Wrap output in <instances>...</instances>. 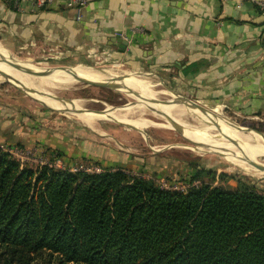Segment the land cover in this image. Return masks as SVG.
Returning a JSON list of instances; mask_svg holds the SVG:
<instances>
[{
  "label": "trees",
  "instance_id": "trees-1",
  "mask_svg": "<svg viewBox=\"0 0 264 264\" xmlns=\"http://www.w3.org/2000/svg\"><path fill=\"white\" fill-rule=\"evenodd\" d=\"M191 166L182 193L122 167L33 169L0 148V264H264V191Z\"/></svg>",
  "mask_w": 264,
  "mask_h": 264
},
{
  "label": "crops",
  "instance_id": "crops-1",
  "mask_svg": "<svg viewBox=\"0 0 264 264\" xmlns=\"http://www.w3.org/2000/svg\"><path fill=\"white\" fill-rule=\"evenodd\" d=\"M0 42L70 64L114 62L155 73L198 102L264 115V14L251 3L92 0L78 20L62 2L15 11L0 0ZM17 122L14 112L0 110V144L42 153L55 147L37 126Z\"/></svg>",
  "mask_w": 264,
  "mask_h": 264
},
{
  "label": "rangeland",
  "instance_id": "rangeland-1",
  "mask_svg": "<svg viewBox=\"0 0 264 264\" xmlns=\"http://www.w3.org/2000/svg\"><path fill=\"white\" fill-rule=\"evenodd\" d=\"M0 48L2 53L9 56L10 59L14 58L36 69L70 68V70H74L75 68L86 66L90 69L103 70L108 75L121 79V84L126 88L145 96L152 95L153 98L151 104L138 102L117 87L111 86L107 89L91 86L86 84V82H80L77 85L71 84L69 85L70 87L68 86L64 90L55 91V95L60 99L73 102L88 101L86 106L90 112H102L106 114L105 116L114 118V120H106L101 117V120H97L96 117L100 116L90 114L93 116V125H88L86 120H78L76 117L66 114L67 112L63 110L53 111L46 108L43 106L46 103L37 102L20 91L15 87L18 85L6 78L4 73L0 71V110L8 113L14 112L18 118V126L22 125V122L37 126L33 130L39 133L41 129L42 135H47V137L51 138L49 140L55 146L51 147L52 149L49 148L43 154L33 151L29 158H26L27 160L20 161L16 158L22 165L37 169L40 166L42 167L43 164H50L68 169L73 173L87 172L90 174L100 173L105 167L116 169L122 167L129 171L132 176L151 180L158 187L164 189L179 185L180 182L190 183L191 177L196 173V170L190 167H192L191 164H196L199 165L198 169L204 168L210 172V175L204 174L199 180L200 182L227 189L236 188L240 182H248L255 185L259 191H264V171L260 168L257 167L261 173L259 177L246 174L242 170L240 161L231 160V156L218 149L217 146H209L201 155L196 154L193 150L203 147L208 143V138L201 135L192 126L181 129L171 126L168 121L152 115L150 121L146 122L141 118L130 115L113 114L111 112L113 109L109 112H105L104 109L106 106H114V109L123 107L129 109L132 106L144 110L148 108L172 116L171 113L176 112L172 109L174 101L175 103L177 101H185L188 106H192L193 111H197L206 119L212 118V116L208 115L210 113L222 124L228 125L242 133H259L263 136L264 132L258 128L264 129V115L246 116L228 105L198 102L190 94L178 92L164 77L155 73L126 67L122 64L104 61L70 64L55 58L31 56L17 47L8 46L3 42H0ZM81 70L83 69L74 71ZM144 72L146 74L145 77L141 76V73ZM44 73L51 75L54 72L45 70ZM48 77L46 75L37 79L44 82L49 79ZM89 79L105 81V79L101 78ZM106 80L109 79L107 78ZM27 91L29 92V90ZM186 100L197 103L207 109L204 111L208 113L197 109ZM218 108L220 110L216 111ZM176 110L181 112L183 116L190 114L187 113L188 108L186 107L177 106ZM58 111H63V113ZM60 143H63L61 151L56 148L57 144L61 145ZM18 147L29 150L33 148L31 146ZM64 150H71L68 151L71 153L66 152L65 154ZM255 153L250 158L264 166V152ZM67 154H74V157L70 158L71 155L65 156ZM136 161L142 162L143 165L142 163L140 164L143 167L136 168L134 166ZM188 165L190 167H187ZM184 177L185 179H183ZM200 182H197V185ZM34 264L48 263L36 261Z\"/></svg>",
  "mask_w": 264,
  "mask_h": 264
},
{
  "label": "bare ground",
  "instance_id": "bare-ground-1",
  "mask_svg": "<svg viewBox=\"0 0 264 264\" xmlns=\"http://www.w3.org/2000/svg\"><path fill=\"white\" fill-rule=\"evenodd\" d=\"M13 63L18 64L21 69H17L13 65ZM30 66L31 65L25 64L23 62H19L14 58L10 59L9 56L4 55L2 53V50L0 48V71L4 73V75H7L9 77L8 79L13 81L18 86H22L24 89H26V91L29 90V92H31L34 98H36L38 101L44 102V104L46 103L47 106H50L53 109L63 110L67 112L66 114H70L76 117L78 120H82V119L86 120L87 121L86 124L88 125L89 124L93 125V119H92L93 116L90 114L100 116V117H96L97 120H101L102 119L101 117H103L106 120H114V118H112L111 116H105L106 114L102 112L100 113H93L92 111L90 112L86 106L88 101L73 102V101L60 99L58 98V96L55 95V91L64 90L71 84L77 85L80 82H84L83 80L95 81L89 78H95V79L101 78V79H105V81L96 80V82L109 83L111 84V86L117 87L119 90L126 93L127 95H129L138 102H144V103L146 102L151 104L153 101L152 95L145 96L140 94L139 92L126 88L121 84L122 83L121 79H116L114 76L108 75V73L103 70L90 69L87 67H78L75 68L74 70L77 69H83V70L74 71L72 69L70 70L71 73L65 71L56 72L54 70L51 71L54 72L53 74L48 75L45 74L44 71L49 69H36ZM22 69H30L37 73L25 72ZM21 70L25 73V75ZM46 75L49 76L48 77L49 79L47 81H44L45 83L42 80L37 79L39 77H45ZM33 76H35L36 78ZM107 78L109 80H106ZM141 86L143 85L141 84ZM186 101H188L189 104L194 105L197 109L203 111L204 113H208L204 111L207 109L203 108L202 106H199L197 103L190 100H186ZM183 102L177 101L175 103L174 101L172 109H174L176 112L171 113L172 116L166 113H162L160 111H156L148 108H145L147 110H144L140 108H134L132 106H130L129 109L125 107L114 109V106H106L104 111L109 112L113 109L111 111L113 114L130 115L132 117L141 118L146 122L150 121L152 115L158 118H162L168 121L171 124V126L181 129L190 128V126H192L194 129L198 130L201 135L208 138V143H206L203 147L199 149L193 150L195 151L196 154L201 155L209 146H217L218 149H221L226 154H229L231 156L230 158L231 160L240 161L239 163L240 165H242L243 168L242 170L246 174L251 175L253 177H257V176L259 177L261 173L258 168L264 171V166L258 164L250 157L255 152H260V151L264 152V136L262 134L242 133L228 125L222 124L213 114L210 113L208 115L212 116V118L206 119V117L204 118L197 111H193L194 109L192 110L191 105L188 106L185 103V101ZM176 105L179 107L188 108L187 113L190 114L183 116L181 112L176 110L177 107Z\"/></svg>",
  "mask_w": 264,
  "mask_h": 264
},
{
  "label": "built area",
  "instance_id": "built-area-1",
  "mask_svg": "<svg viewBox=\"0 0 264 264\" xmlns=\"http://www.w3.org/2000/svg\"><path fill=\"white\" fill-rule=\"evenodd\" d=\"M4 1L12 10L15 11H20L21 9H23L25 5H28L36 10H46L47 8H50L53 5H55L57 2H62L67 9L75 10L77 12L78 20L81 19L82 10L92 2V0H4ZM221 1L225 3L228 2L229 0H221ZM236 1L238 2L239 7L243 6L245 3H251L259 12L264 14L263 0H236ZM126 40L128 39L126 38ZM0 148L4 152L12 155L14 158H18L20 161L27 160L26 158H29V155H31L33 151L43 154L37 148L34 147L32 148V150L31 149L29 150L27 148L21 149L18 146L12 147V146L0 144ZM44 165H50V164H43L42 166ZM57 168L60 167L57 166ZM194 185H197V183H195ZM190 187L191 185L189 183L185 184L183 182H180L179 185L164 189L169 191H178L182 193H187Z\"/></svg>",
  "mask_w": 264,
  "mask_h": 264
},
{
  "label": "water",
  "instance_id": "water-1",
  "mask_svg": "<svg viewBox=\"0 0 264 264\" xmlns=\"http://www.w3.org/2000/svg\"><path fill=\"white\" fill-rule=\"evenodd\" d=\"M120 41V40H119ZM122 41V40H121ZM13 65L17 68V69H21L20 68V66L18 65V64H15V63H13ZM22 70H24L25 72H31V73H37V72H35V71H33V70H30V69H22ZM54 70H61V71H65V72H68V73H71L70 72V68H51V69H49L48 71L50 72V71H54ZM5 77L6 78H9L7 75H5ZM84 82H86V84H89V85H91V86H97V87H102V88H107V89H109L110 87H111V84H109V83H104V82H96V81H87V80H83ZM15 86V85H14ZM15 87H17L20 91H22L23 93H25L26 95H28L29 97H31L32 99H34V100H36L37 102H38V100L36 99V98H34V96L30 93V92H28V91H26L25 89H23L22 87H19V86H15ZM40 103V102H39ZM41 104V103H40ZM43 105V104H42ZM43 106H45L46 108H48V109H50V110H53V111H57V110H55V109H53V108H50V107H48V106H46V105H43ZM58 112H62L63 113V111H58Z\"/></svg>",
  "mask_w": 264,
  "mask_h": 264
}]
</instances>
